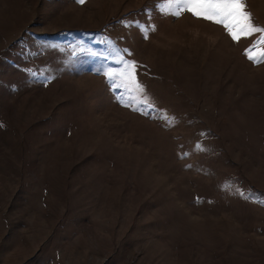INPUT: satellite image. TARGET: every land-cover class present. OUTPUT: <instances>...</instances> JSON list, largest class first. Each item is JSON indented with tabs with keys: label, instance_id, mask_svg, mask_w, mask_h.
Here are the masks:
<instances>
[{
	"label": "rangeland",
	"instance_id": "374dc122",
	"mask_svg": "<svg viewBox=\"0 0 264 264\" xmlns=\"http://www.w3.org/2000/svg\"><path fill=\"white\" fill-rule=\"evenodd\" d=\"M241 3L264 28V0ZM174 11L0 0V264H264V61L245 55L264 33ZM105 40L142 91L82 53Z\"/></svg>",
	"mask_w": 264,
	"mask_h": 264
},
{
	"label": "snow or ice",
	"instance_id": "6c2138e0",
	"mask_svg": "<svg viewBox=\"0 0 264 264\" xmlns=\"http://www.w3.org/2000/svg\"><path fill=\"white\" fill-rule=\"evenodd\" d=\"M76 2L83 4L84 0H76ZM173 6L175 7L174 16L179 17L181 12L186 10L197 18H203L222 25L233 40H237L241 34L249 36L253 33H264V28L252 25L250 13L244 11L245 5L241 3V0H169V7ZM130 26L126 25V27ZM147 27L153 31L155 30L154 25H148ZM145 38H147V35H145ZM98 43L107 45V55L104 52L92 51L88 48H82L81 51L84 55L93 58L111 59L112 63L116 65L114 69H97L99 74L106 77L110 90L119 96L129 87L130 83H135L142 91V85L136 81V62L125 59L126 55H130L129 51L123 49L124 55H121V50L107 40ZM259 43L264 44V35L259 37ZM254 47L255 45L245 50L247 58L256 63L264 61V52H261L259 57L251 54ZM37 74L33 73V75ZM39 75H42V73ZM261 203H264V201Z\"/></svg>",
	"mask_w": 264,
	"mask_h": 264
},
{
	"label": "crops",
	"instance_id": "0c3cea01",
	"mask_svg": "<svg viewBox=\"0 0 264 264\" xmlns=\"http://www.w3.org/2000/svg\"><path fill=\"white\" fill-rule=\"evenodd\" d=\"M34 34H36V33H34ZM0 55H1V53H0ZM61 240H63L62 238H61ZM56 242H59V239H56V240H54V243L53 244H51L50 242H49V248L52 246L53 248H54V250H52V251H50L52 254L53 253H57V254H60V256L61 257H64L67 261H70V259H69V257L67 256V255H65V254H63L65 251L64 250H67V252H69V249H73V252H76L77 250H78V243L77 242H74V240L72 241V243H70L69 241H64L63 243L64 244H61L60 246L62 247V249L61 250H56L55 248H59V246H58V244H56ZM35 246H37V243H36V245ZM88 247H89V245H87ZM91 248V247H90ZM91 250V249H90ZM108 255H109V253H108ZM33 256V255H32ZM73 256H75V255H73ZM78 255H76L75 257H77ZM78 258H79V256H78ZM32 257H31V260H30V262L32 261ZM42 261H44V258H42ZM124 262V261H123ZM78 264H80V263H78Z\"/></svg>",
	"mask_w": 264,
	"mask_h": 264
}]
</instances>
